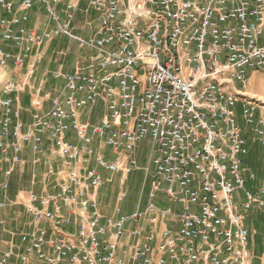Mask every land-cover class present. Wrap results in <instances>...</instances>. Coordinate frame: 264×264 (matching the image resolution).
<instances>
[{
  "label": "built area",
  "instance_id": "built-area-1",
  "mask_svg": "<svg viewBox=\"0 0 264 264\" xmlns=\"http://www.w3.org/2000/svg\"><path fill=\"white\" fill-rule=\"evenodd\" d=\"M81 1L0 0L7 13L18 12L0 18V69L28 62L22 82L0 88V210L25 146L31 145L34 164L46 141L67 164L95 161L84 172L72 167L58 193L29 197L34 221L49 224L58 238L45 227L22 234L27 247L18 256L14 246L2 251L0 238V264L15 256L18 264H252L245 222L254 210L264 214V188L246 189L255 174L249 181L244 175L250 147L236 107L242 105L243 122L264 147V101L246 90L250 72L264 74V0H89L98 13L89 39L72 28ZM36 6L46 9L54 27L42 33L26 27ZM61 36L97 54L88 68L71 74L45 72L65 86L49 112L43 111L49 94L33 87L27 126L15 104L36 76L43 46ZM99 101L106 109L102 122H82V112ZM71 130L81 144L67 139ZM95 139L110 155L93 147ZM146 140L153 171L141 169L135 154ZM138 170L152 177L150 201L123 214L124 186ZM115 177L123 187L119 206L105 216L98 191ZM163 197L169 206L157 204ZM76 207L75 232L61 233ZM4 223L0 219V234Z\"/></svg>",
  "mask_w": 264,
  "mask_h": 264
},
{
  "label": "crops",
  "instance_id": "crops-1",
  "mask_svg": "<svg viewBox=\"0 0 264 264\" xmlns=\"http://www.w3.org/2000/svg\"><path fill=\"white\" fill-rule=\"evenodd\" d=\"M63 9L64 4L57 6L59 13H62ZM17 13L18 12L15 11L12 14H9L2 7H0V18L11 19L13 16L17 15ZM29 16L30 21L26 24V27L39 33H42L55 25L51 22L50 17L43 6H36L29 12ZM97 19L98 13L91 7L89 0H82L79 4V11L72 23L74 34L81 38H91L93 36L92 28L95 26ZM7 48L12 50V52L18 51L17 48L13 47L11 44H7ZM41 51L43 59L37 68L36 76L19 94V102L15 104V106L21 110V120L27 126L32 122L33 87L41 85L44 88V93L49 94L50 98H48L44 104V112L50 111L52 100L59 98L58 92L64 89L65 83L62 80H55L51 75H46L45 72L49 70L51 72L71 74L78 67L88 68L92 63V59L97 54L95 50L82 46L78 41L70 39L67 36H61L53 41L47 42ZM27 66L28 62H26L22 67H17L11 63L7 68L0 69V88L8 81L22 82L25 78ZM253 73L261 72L256 71ZM261 74L264 75L263 73ZM248 93L251 96H257L264 101V97L262 95L251 92ZM60 100H62L61 97ZM94 110L95 108L84 110L81 114V121L90 122L94 125L100 124L105 113L102 116L94 115ZM67 139L74 144L79 143L73 130L69 132ZM99 142L100 141L98 139H95L93 147L95 149H103V153L110 155V149L103 143L100 145ZM257 145L263 152H260L261 154L258 155V152L252 150V146L249 145L250 154L246 158L244 164L246 173L249 171H251V173H255L256 167H259L258 161L264 157V147H262L258 142ZM44 148L45 153L41 156V162L39 164H34L33 160L35 158V154L32 151V147L31 145L25 146L21 155L22 161L19 165L14 167L13 174L8 180L9 190L7 192H3L1 195V199L6 204V207L0 210V219L5 222L0 234V238L2 240L1 250L6 251L10 246H14L16 256L24 253L27 247L26 244H22L21 242L20 236L22 234L32 235L36 233L39 228L45 227L49 231V236L52 239L58 238V235L52 231L53 229L49 224L43 223L39 225L34 221L33 216L28 212L27 206L29 204L30 195L33 193L39 196L56 194L60 190L62 181L66 179L67 172L72 167L76 166L78 170H82V172H84V167L85 169L92 168L95 165L94 158H91V162L87 166L80 164H67L54 154L50 142L46 141ZM10 155H12V151H10ZM47 161L50 163L46 164ZM139 167L141 169H145L141 165H139ZM151 167V162H149V168ZM3 168L7 169L9 168V165L4 164ZM108 177L109 176H107V178ZM114 179L115 182L116 179L118 180V188L111 190L109 187H112V185L107 184L98 191L101 211L105 216L112 215L114 208L119 206L117 203V196L119 194L118 190H123L122 185L119 183V177H115ZM146 180L147 176L143 170H138L129 177L128 182L130 185L126 189L129 191L127 200L130 199L131 207L128 208V212L130 213L125 214H133L138 209L143 210L149 203V195L144 187ZM131 184H133L132 188ZM137 189L139 196L135 197V193L133 194V192H136ZM75 212V215L70 216L71 224L62 225L60 229L61 233L75 232L76 228L74 226V222L78 220V207L75 208ZM255 213L261 217V227L264 234V215L259 210H256ZM63 214L65 216H69L65 209L63 210ZM16 256L12 258L11 264H18ZM263 256V253H261L258 259H255L252 264H261L262 262H259V260H262Z\"/></svg>",
  "mask_w": 264,
  "mask_h": 264
},
{
  "label": "rangeland",
  "instance_id": "rangeland-1",
  "mask_svg": "<svg viewBox=\"0 0 264 264\" xmlns=\"http://www.w3.org/2000/svg\"><path fill=\"white\" fill-rule=\"evenodd\" d=\"M85 39H89L88 37H85ZM90 53V52H89ZM250 84L247 87V91L251 92V93H257L259 95H262L264 97V75H262L261 73H253L250 72ZM237 89H241V85L237 84L236 85ZM94 115H98V116H102L105 112V106L103 104L102 101H99L98 104L96 105V107H94ZM236 113L238 116V119L240 121L241 127L244 130V132H246V138L249 141V145L252 146V150L257 151L258 155L261 154L260 152H263L259 146L257 145V140H256V135L254 134V132L251 130V126L246 125L243 120H242V105L238 104V106L236 107ZM81 144V143H79ZM152 143L150 140H146L143 141L139 144L135 154H136V158L138 160V164L141 165L142 167H144L145 169L149 167V162L151 160V155H152ZM111 159H114V157H112ZM259 167H256V171H255V179L252 181L248 180V176L251 174V171H249L248 173H245V177L246 179L249 181L246 185V189L248 190H252L253 192H256L259 189L264 188V157H262L259 161ZM152 166V165H151ZM151 171H153V166L150 168ZM101 171V170H100ZM103 177H107L110 176L109 173L107 172H103L101 171ZM149 178V179H148ZM146 180V184L144 183V187L145 190L147 191V194L149 195L150 192V188H151V182H152V177H148ZM118 179V178H117ZM114 179V183L111 184L112 187H109L111 190H114L115 188H118V180ZM130 185L129 182L126 183V185L124 186V188H128V186ZM133 184H131V188ZM121 190H118V193ZM137 192V193H136ZM136 192H133V194L135 195V197L139 196L138 193V189ZM244 190L241 193H236V197L239 194H242L244 196ZM117 195V192H116ZM144 198V196H143ZM157 203V201H156ZM157 204H159L162 207H167L169 206L167 203L166 198L163 197L161 202H158ZM122 209V213H130L128 212V208L131 207L130 206V199L126 200L124 203H121L119 206ZM134 211V210H131ZM260 211V210H259ZM256 210L253 211V213L250 214V216H248L247 220H246V226L249 227L250 231H251V235H252V242H251V249L253 251V261L255 259H258L259 255H261V253H263L264 255V234H263V230H262V220L261 217L258 216L256 213ZM262 212V211H261ZM263 214V213H262ZM264 215V214H263ZM263 225H264V221H263ZM264 259V258H263ZM263 259L259 260V262L261 261L263 264ZM252 261V263H253Z\"/></svg>",
  "mask_w": 264,
  "mask_h": 264
}]
</instances>
